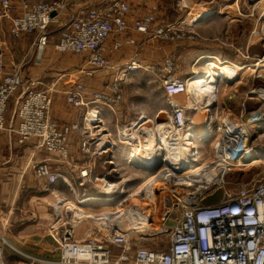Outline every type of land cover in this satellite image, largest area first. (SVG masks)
<instances>
[{
    "label": "built area",
    "instance_id": "1",
    "mask_svg": "<svg viewBox=\"0 0 264 264\" xmlns=\"http://www.w3.org/2000/svg\"><path fill=\"white\" fill-rule=\"evenodd\" d=\"M71 1L0 0V17L11 20L13 36L36 34L35 44L41 47L50 41L54 17L69 11ZM194 4L196 0L187 1L186 15L172 23L156 25L155 17L146 14L134 20L133 28L152 40L195 36V25L213 11H193ZM130 11L126 0H102L68 17L69 30L60 37L57 51L86 54L79 73L111 74L103 90L88 94L81 82L65 90L67 102L84 109L79 123L60 124L52 117L57 81L36 89L23 76L21 67L5 70L4 46L0 43V141L6 133L16 135L20 145L35 140L37 149L69 163L68 140L76 132L82 155L90 161L102 157L106 170L94 175L90 164L81 163L78 185L92 188L98 196L83 194L73 201L51 188L62 178L74 194L73 179L63 178L49 162L36 160L34 155L26 160L24 172L32 171L44 180V190L54 197L47 234L57 245V256L49 262L264 264V157H258L248 144L253 127L264 123V86L254 85L248 93L261 98L260 107L249 112L245 103L241 120L224 118L213 126L212 96L208 91L197 96L176 75L171 58L162 65L139 61L116 65L106 56L110 36L124 35L129 29ZM236 12L240 19L252 15ZM253 36L263 43L264 11ZM126 41L136 44L133 38ZM122 44V40L115 41L113 50ZM260 62L256 61L252 75L263 80L264 64ZM139 70L149 72L162 87L167 107L153 118L140 116L130 123L116 120L114 130H110L105 108L117 113L123 98L122 84ZM11 100L14 107L8 120ZM197 139L202 145L208 141L206 156L199 161ZM141 166L159 168L148 172ZM254 166L258 170L247 181L234 176L235 169L243 172ZM218 176L222 177L220 182ZM92 202L103 205L97 207ZM8 249L20 251L6 229L0 230V264H5Z\"/></svg>",
    "mask_w": 264,
    "mask_h": 264
},
{
    "label": "crops",
    "instance_id": "2",
    "mask_svg": "<svg viewBox=\"0 0 264 264\" xmlns=\"http://www.w3.org/2000/svg\"><path fill=\"white\" fill-rule=\"evenodd\" d=\"M101 1L72 0L69 11L54 17L49 29L50 41L41 47L35 44L36 34L13 36L10 32L11 20L0 17L1 28H6L3 32L7 34L6 40L0 39L4 44L5 70L10 72L14 67H21L23 76L32 81L36 89H45L57 81L58 91L54 96L51 114L60 124L79 123L84 114V109L75 108L67 102L66 89L81 82L90 94L95 90H103L111 78V74L106 71L93 75L79 73L86 63V54L60 53L56 49L60 37L69 30L68 17L81 7L97 5ZM126 1L131 7L127 16L129 29L124 35H111L106 43V56L114 64L139 61L162 65L167 58H171L176 75L186 81L196 95L208 91L212 96V125L215 127L224 118L231 122L241 120V108L245 103L249 112L260 107L261 98L249 96L248 93L249 77L257 66L256 61H261L260 65L264 64L261 41L253 36L258 17L263 13L264 0H244L246 6H255L252 15L244 19H232L225 11H213L195 25V36L187 35L174 41L152 40L137 32L133 22L146 14H152L156 25L172 23L182 14L179 0ZM17 12L15 10L13 14ZM231 12L233 14L234 11ZM128 38L135 39L136 44H129L126 41ZM117 40H122L123 44L114 51L113 45ZM122 88L123 98L117 106V113L105 108L104 118L110 130H114L116 120L130 123L140 116L153 118L159 110L167 107L162 87L149 72L139 70L133 73L122 84ZM9 106L8 120L13 112L14 100ZM253 129L250 138L254 136L257 142L264 136V123L255 125ZM68 142L71 162L65 163L44 149H37L35 140L20 145L16 135L8 136L6 133L0 141V230L6 229L20 250L8 249L5 264H53L49 261L57 256V245L47 234L52 217L50 205L54 198L44 190V180L36 177L32 171L24 172L25 162L31 155L36 160L49 162L63 178L73 179L76 193L70 192L62 178L51 188L73 201L83 194L98 196L92 188L85 189L78 185V166L81 163L90 164L94 175L103 174L106 171L103 158L90 161L83 156L76 132L70 135ZM248 144L258 157H264V143L261 146L250 145L249 139ZM92 204L97 207L103 205L98 202Z\"/></svg>",
    "mask_w": 264,
    "mask_h": 264
},
{
    "label": "rangeland",
    "instance_id": "3",
    "mask_svg": "<svg viewBox=\"0 0 264 264\" xmlns=\"http://www.w3.org/2000/svg\"><path fill=\"white\" fill-rule=\"evenodd\" d=\"M187 1L189 0H179V11L182 12V14L179 15V18L184 17L186 15L185 11H188V7L187 5ZM249 4V2H248ZM254 7L252 8L249 5H245V1L244 0H196V4H194V10L193 11H197V12H201V11H225V13L227 15H229L228 17L232 18V19H240L238 17L239 13L235 12V11H240L241 13L244 14V11H248V14L251 13V11H254ZM236 8V10H235ZM231 11H234L233 14ZM264 11V8H263ZM261 17V15H260ZM260 17H258V20L260 19ZM2 19H0V39H2L3 41L7 39V34H4V30H6V28H1V22ZM1 41V43L3 44V42ZM4 45V44H3ZM262 47H263V59H264V40L263 43H261ZM264 73V72H263ZM262 84L264 86V79L262 80H258V79H254L253 75L249 77V85H250V89L254 86V85H260ZM249 89V90H250ZM199 94V93H198ZM198 96V95H197ZM12 101V100H11ZM9 113H7L8 115ZM253 132V131H252ZM264 143V136L261 139H258L257 142L254 141V136L252 138H250V145L254 144V145H263ZM196 144H197V152H196V158L197 160H201L206 156V149H208V141L205 142L203 145L198 141V139L196 140ZM258 170L257 167H250L247 168L245 171H241L240 168L235 169V174L234 176H237L240 178V180L242 181H247L248 179H250V177ZM144 175V174H143ZM220 179L222 180V178L220 177ZM141 179H137L135 183L130 184V186H132L133 184L136 185L137 182L141 181ZM219 180V179H218ZM217 182H220V180ZM232 187H235V185H231ZM53 197V196H52ZM54 198V197H53Z\"/></svg>",
    "mask_w": 264,
    "mask_h": 264
},
{
    "label": "water",
    "instance_id": "4",
    "mask_svg": "<svg viewBox=\"0 0 264 264\" xmlns=\"http://www.w3.org/2000/svg\"><path fill=\"white\" fill-rule=\"evenodd\" d=\"M159 168V166H156L155 168H148L145 166H141V169H143L144 171H148V172H153L155 170H157Z\"/></svg>",
    "mask_w": 264,
    "mask_h": 264
},
{
    "label": "bare ground",
    "instance_id": "5",
    "mask_svg": "<svg viewBox=\"0 0 264 264\" xmlns=\"http://www.w3.org/2000/svg\"><path fill=\"white\" fill-rule=\"evenodd\" d=\"M235 10H236V8H235ZM249 70H251V69H249ZM261 70H262V69H261ZM262 71H264V65H263V70H262ZM208 98L210 99V97H208ZM243 140H246V136H243ZM220 177H221V176H218L217 179L221 180ZM221 178H222V177H221ZM196 180H197V179H196ZM219 180H218V181H219Z\"/></svg>",
    "mask_w": 264,
    "mask_h": 264
}]
</instances>
